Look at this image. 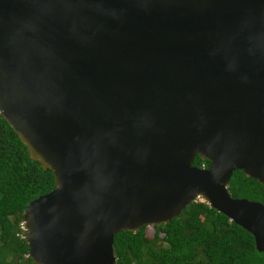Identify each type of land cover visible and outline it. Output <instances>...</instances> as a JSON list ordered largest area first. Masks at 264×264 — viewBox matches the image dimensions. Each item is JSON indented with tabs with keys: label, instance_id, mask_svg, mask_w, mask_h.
Returning <instances> with one entry per match:
<instances>
[{
	"label": "water",
	"instance_id": "1",
	"mask_svg": "<svg viewBox=\"0 0 264 264\" xmlns=\"http://www.w3.org/2000/svg\"><path fill=\"white\" fill-rule=\"evenodd\" d=\"M0 117L53 178L32 264H114L196 199L264 254V205L226 190L264 186V0H0Z\"/></svg>",
	"mask_w": 264,
	"mask_h": 264
},
{
	"label": "trees",
	"instance_id": "2",
	"mask_svg": "<svg viewBox=\"0 0 264 264\" xmlns=\"http://www.w3.org/2000/svg\"><path fill=\"white\" fill-rule=\"evenodd\" d=\"M206 168L195 156L191 165ZM53 188L50 171L30 161L25 147L0 117V264H32L21 239L22 213L33 199ZM227 192L233 199L264 205V186L234 170ZM135 233L113 236L114 264H264L249 233L229 222L199 199L179 217L164 225H151Z\"/></svg>",
	"mask_w": 264,
	"mask_h": 264
},
{
	"label": "rangeland",
	"instance_id": "3",
	"mask_svg": "<svg viewBox=\"0 0 264 264\" xmlns=\"http://www.w3.org/2000/svg\"><path fill=\"white\" fill-rule=\"evenodd\" d=\"M196 200H197V199H196ZM199 200H201V199H199ZM201 201H202V200H201ZM149 227H150V226L145 227V232H146V234H147L148 237H150L151 234H152V232H151V230L149 229Z\"/></svg>",
	"mask_w": 264,
	"mask_h": 264
},
{
	"label": "built area",
	"instance_id": "4",
	"mask_svg": "<svg viewBox=\"0 0 264 264\" xmlns=\"http://www.w3.org/2000/svg\"><path fill=\"white\" fill-rule=\"evenodd\" d=\"M198 168H199V169H204L205 167H204L203 164H201ZM20 229H21V231L23 230V225H22V223L20 224Z\"/></svg>",
	"mask_w": 264,
	"mask_h": 264
}]
</instances>
